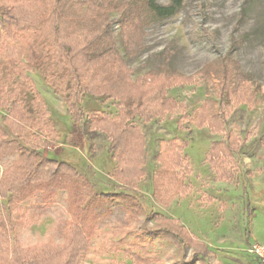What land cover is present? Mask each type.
I'll list each match as a JSON object with an SVG mask.
<instances>
[{"label": "rangeland", "instance_id": "rangeland-1", "mask_svg": "<svg viewBox=\"0 0 264 264\" xmlns=\"http://www.w3.org/2000/svg\"><path fill=\"white\" fill-rule=\"evenodd\" d=\"M41 1L46 7L48 1ZM77 1L64 17L81 23L86 35L85 28L95 30L94 37L98 29L100 37L110 34L118 57L129 70L122 81L133 91L126 98L127 104L131 102L133 107L138 100L142 107L169 98L179 102L158 106L157 113L170 114L166 119L157 117L146 123L133 119L145 138L140 167L144 175L128 185L113 177L116 162L108 151L110 140L105 132L93 128L94 120L103 112L114 118L117 113L114 104L77 96L75 73L70 72L67 81L54 75L58 95L44 81L47 67L27 73L44 103L43 109L32 106L36 97L32 92L24 97L35 120L31 133L48 143L41 148V156L74 166L97 193L130 187L142 197L138 202L129 201L133 212L124 204L110 203L109 210L98 218L79 264H204L192 254L194 241L209 253L207 264H262L264 260L250 255L248 249L264 245V0H181L172 17L148 22L141 10L139 19L130 26L124 24L117 7L131 0H106L110 2L105 5L104 16H93L83 0ZM170 3L171 0L158 1L162 6ZM142 5V0H136V6ZM126 48L132 51L131 55ZM166 59L175 75L162 74ZM226 61L236 63L240 75L251 81L239 84L231 68L224 70ZM9 82L6 78V85ZM145 84L147 93L141 98L136 90L143 92ZM249 97V104L235 103H244ZM65 99L77 108L76 122L67 112ZM150 107L156 109L155 104ZM130 108L124 106L121 111L130 115ZM197 112L204 113V120L209 117L215 129L224 128L225 132L213 134L207 128H196L203 118L200 115L196 121ZM185 113L189 119L180 118ZM4 115L0 108V120ZM227 133L234 134L241 143L232 183L217 181L208 159L212 145L223 140ZM173 138L186 142L183 154L189 160V173L182 180L187 189L166 196L164 189L155 192L153 176L165 165L158 154H166L172 148ZM14 159L15 156H9L1 161L0 174ZM43 197L35 194L17 204L14 217L24 214L27 222L17 224L14 229H7L5 223L10 222L6 208L0 206V217L7 231L6 240L0 238V264L10 262L17 250L68 244L66 229L73 222L69 211H75L73 214L78 217V209H69L67 191ZM145 212L162 214L187 237L183 255L161 235L148 232L157 229L159 223Z\"/></svg>", "mask_w": 264, "mask_h": 264}, {"label": "trees", "instance_id": "trees-1", "mask_svg": "<svg viewBox=\"0 0 264 264\" xmlns=\"http://www.w3.org/2000/svg\"><path fill=\"white\" fill-rule=\"evenodd\" d=\"M47 1L45 7L41 0H0V30L3 32V34L0 32V108L6 113L0 120V163L5 157L15 156L0 174V206L6 208L7 219L10 222L9 225L5 223L7 229L9 227L14 229L17 224L27 222L24 214L17 217H14V214L18 211V203L26 202L35 194L46 198L60 191H67L69 209H78L79 214L75 217L76 214H73L75 211H69L73 222H69L66 229L68 243L66 246H42L21 252L17 250L13 252L12 259L7 264H79L80 258L88 249V240L95 232L98 218L109 210L110 203L124 204L128 211L133 212L134 207L129 201L138 202L142 198L130 187L116 192L97 193L90 181L83 178L74 166L41 156V148L48 146V143L31 133L34 130L35 120L26 108L24 97L26 93L32 92L36 95V102H32V106L43 109L44 103L40 100L32 79L28 77V72L47 67L44 81L53 89L55 95H58L56 90L58 81L54 83V78L58 76L60 81H65L70 72L75 73L78 78L75 88L77 96L111 101L114 104L117 108L114 118L103 112L94 120L93 128L105 132L108 136L110 140L108 151L116 162L113 177L128 185L144 175L140 167L145 154V138L133 119L145 123L157 117L166 119L170 114L162 111L157 113L158 106L164 103L179 104L172 98L145 103L142 107L138 100L133 102V107L130 106L131 102L127 104L126 98L131 96L130 91H133L122 81L125 80L129 70L125 69L122 60L118 57L110 34L106 33L100 37L98 29V35L94 37L95 30L85 28L86 35L81 23L65 19L64 15L69 7L78 2L77 0ZM105 1L83 0L82 3L93 16L96 14L104 16L105 5L110 2ZM142 1L143 5L140 8L136 6V0L117 7L121 11L124 24L130 26L133 21L136 22L135 20L139 19L138 11L141 10L150 22L153 19L162 20L172 17L181 6V0H171L167 6L159 5V0ZM104 21L107 22L106 18ZM18 44H20L19 48ZM130 52L132 51L126 48L128 55H131ZM223 66L224 70L232 69L233 78L238 80L239 84L251 81L240 75L236 63L226 61V65ZM170 67V62L166 59L162 74L175 75ZM6 78L10 81L7 85ZM142 88L143 92H140L141 89L136 90L141 98L147 93V85ZM227 94L230 100L231 92ZM240 96L243 97L241 94ZM246 99L244 103H235L249 104L250 97ZM64 102L72 121L76 122L77 108L67 99ZM152 103L155 104V110L150 107ZM203 105L204 103L201 104ZM124 106L131 107L128 109L130 115L126 111H121ZM200 115H203V118L196 128H207L213 134L225 132L224 128L215 129L209 117L204 120V113L197 112L194 119L197 121ZM180 118L189 119L186 113ZM177 127L181 128V125L177 124ZM39 131L43 133V129ZM170 142L172 148L166 154L159 153L157 156L164 160L165 165L153 176L155 192L164 189L166 196L185 191L187 187L183 186L182 180L183 176L189 173V160L183 154L186 142L179 138H173ZM240 144L234 134L227 133L223 140L212 145L208 159L217 181L227 183L235 181L236 154L239 152ZM106 200H109V203ZM145 213L155 223H159L158 226L162 225L155 226L157 229H150L148 232L151 235H161L175 246L180 255H183L188 245L187 237L162 214ZM4 222L0 217V238L6 240L7 231ZM191 245L192 254L201 263L207 264L205 259L209 253L205 247L197 241Z\"/></svg>", "mask_w": 264, "mask_h": 264}, {"label": "built area", "instance_id": "built-area-1", "mask_svg": "<svg viewBox=\"0 0 264 264\" xmlns=\"http://www.w3.org/2000/svg\"><path fill=\"white\" fill-rule=\"evenodd\" d=\"M248 253L260 260H264V245H253L248 249Z\"/></svg>", "mask_w": 264, "mask_h": 264}]
</instances>
